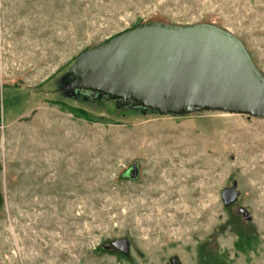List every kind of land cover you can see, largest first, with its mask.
<instances>
[{
  "label": "rangeland",
  "instance_id": "obj_1",
  "mask_svg": "<svg viewBox=\"0 0 264 264\" xmlns=\"http://www.w3.org/2000/svg\"><path fill=\"white\" fill-rule=\"evenodd\" d=\"M150 23L229 31L264 76V0H0V264H264V118L64 89Z\"/></svg>",
  "mask_w": 264,
  "mask_h": 264
},
{
  "label": "water",
  "instance_id": "obj_2",
  "mask_svg": "<svg viewBox=\"0 0 264 264\" xmlns=\"http://www.w3.org/2000/svg\"><path fill=\"white\" fill-rule=\"evenodd\" d=\"M79 55L64 89L160 115L220 110L264 118L263 74L239 38L216 25L143 24ZM132 167L129 177L135 179L137 162ZM236 187L223 190L226 206L238 198ZM114 246L129 253L125 238Z\"/></svg>",
  "mask_w": 264,
  "mask_h": 264
},
{
  "label": "flooded vegetation",
  "instance_id": "obj_3",
  "mask_svg": "<svg viewBox=\"0 0 264 264\" xmlns=\"http://www.w3.org/2000/svg\"><path fill=\"white\" fill-rule=\"evenodd\" d=\"M67 91H69L70 93H73V94H75L76 92L77 93L81 92V91H78V90L73 91L71 87L68 88Z\"/></svg>",
  "mask_w": 264,
  "mask_h": 264
}]
</instances>
